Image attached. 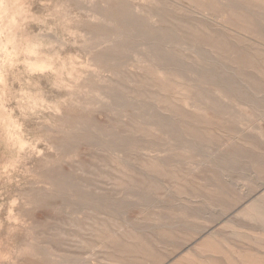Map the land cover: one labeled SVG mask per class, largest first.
Returning a JSON list of instances; mask_svg holds the SVG:
<instances>
[{
	"label": "rangeland",
	"instance_id": "rangeland-1",
	"mask_svg": "<svg viewBox=\"0 0 264 264\" xmlns=\"http://www.w3.org/2000/svg\"><path fill=\"white\" fill-rule=\"evenodd\" d=\"M0 264H264V0H0Z\"/></svg>",
	"mask_w": 264,
	"mask_h": 264
}]
</instances>
